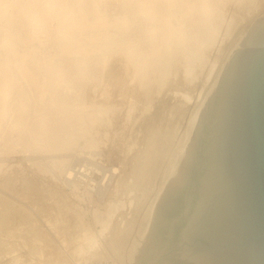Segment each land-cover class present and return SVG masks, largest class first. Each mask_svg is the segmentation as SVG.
I'll list each match as a JSON object with an SVG mask.
<instances>
[{"label":"bare ground","instance_id":"bare-ground-1","mask_svg":"<svg viewBox=\"0 0 264 264\" xmlns=\"http://www.w3.org/2000/svg\"><path fill=\"white\" fill-rule=\"evenodd\" d=\"M261 6L0 0V264H88L82 254L99 241L125 253L135 229L123 211L111 225L119 207L97 219L100 234L85 232L84 243L70 235L85 215L61 190L89 175L87 165L73 166L82 149L94 152L98 188L111 197L121 186L137 202L155 188L141 219L149 233L137 251L135 234L128 261L164 264L154 248L184 220L172 224L158 207L152 218L154 207L189 200L191 212L216 85Z\"/></svg>","mask_w":264,"mask_h":264},{"label":"water","instance_id":"water-1","mask_svg":"<svg viewBox=\"0 0 264 264\" xmlns=\"http://www.w3.org/2000/svg\"><path fill=\"white\" fill-rule=\"evenodd\" d=\"M214 92L191 212L164 264H264V21Z\"/></svg>","mask_w":264,"mask_h":264},{"label":"rangeland","instance_id":"rangeland-1","mask_svg":"<svg viewBox=\"0 0 264 264\" xmlns=\"http://www.w3.org/2000/svg\"><path fill=\"white\" fill-rule=\"evenodd\" d=\"M263 7L264 6H261L260 7V10L258 9V11H256L254 13V15H252V17H250V19H249V21L247 23L249 25V26H247V31H251L252 28H254V26L258 22L260 23L261 21H264V8ZM246 32H245V34H243L242 32H241L242 34L241 33L238 34L236 36V41L242 40V37L244 35H246V37L248 38V35H249L250 32L248 33V35H247ZM237 38H238V40H237ZM247 38L244 39L243 46H238V47H235L234 46L233 47V50L235 48H237V49H244V48H246V45L245 44L247 42L246 41ZM221 58H222V56H221ZM221 58L219 60H216L217 63L215 64V67H214L215 69L212 72V74L210 75V78L208 80H206L207 85L205 84V86H208V84H209V87H205L204 86L205 87L204 89L210 88V85L212 83V81H210V80L211 79L214 80L216 78L217 73H218V70H219V67L222 65L221 63L223 61H225V60L222 61V59L223 58L225 59L226 56L223 57L222 59ZM226 60L229 61V58H227ZM211 62L213 63L214 61L212 60ZM211 62H210V64L212 65ZM211 65H209L208 68H210ZM215 74H216V76H215ZM213 75L215 76V78H214ZM199 89H201V88H199ZM82 150H81L82 152L79 151V153H83V157H80L82 154H79L78 153V156L79 157H77V158H79V161H77V159H76L75 163L73 162L74 163L73 166H76V167L82 166L83 167V166H86L87 165V168H89L88 171L90 172L89 175L88 176H85L84 179H81L79 177H76L75 179H73V182L71 183V185L69 184L70 186H68V184H67V186H65L66 185L65 184L62 187V189L64 188V190H61L62 193H63V195H64V197H67L68 200H70L71 202H73L76 205H78L79 208L82 209V212H84V215H85V222H86V224L85 225L78 226L77 228H75L73 230V233H71L70 235L74 236L75 238H78L82 243H84L85 241H84V238H83L84 237L83 234L85 232H87L88 235H90V234L91 235H94V234L99 233L101 231V228H102L101 225L102 224H101V221H97V219L98 218L99 219H103V218L104 219H108L109 218V214H111V213H109V210H111L112 207L114 208V206L115 207H119L120 210L119 209H116L118 212L116 211L115 217H113V220L111 221V225L113 224V221H114V219H116V216L119 214V212L120 211H123V213L125 214V216L128 217V218H130L129 221H132L134 223L133 228L135 230H133L132 234H130L128 236V240H129L128 247L125 250V253H122V255L119 256V258L114 253V251L112 249L107 248L105 246H103V247L100 246L101 241H99V243H97L93 248L88 249L89 250L88 252L83 253L82 254L83 257L80 256V258L82 257L81 258L82 260H80V261H84V262H86L88 264L89 263L90 264H114V263H116V264H129V261H128V256L129 255L128 254H130V252L133 251V250L131 251V249H132V247L134 245L133 244V241H131V240L134 238V236L136 234V242H137L136 245H137V247L136 246L135 247L137 249L134 248V250L137 251L138 248H139L138 247V244L144 243L145 242L144 235L145 234L147 235L149 233L150 227H148L149 230L147 229L148 230L147 233H144L145 232V227L143 226V224L141 225V219L143 218V216L146 213L147 208H145V207H147L152 202V198H153V194H154L153 192L155 191V188H152V191L151 190H145L143 192V194L145 196H143V197L142 196H139V199L137 200V202H136V200L133 197V196H136L135 191L131 192L132 191L131 190L130 193H129V189H125L126 190L125 191L124 188H123V190H122L120 188L121 186L115 188V189H117V194H115L114 196L111 197V194L109 192L110 189L108 191V189H106V188H100V187L98 188V186H99V180L96 178L97 177V170L98 169L95 167L96 166V163H95V161L93 159V158H95L94 157L95 155L93 154L94 152L93 153H90L92 151L89 150V152H88V150H86V149H82ZM90 168H92V169H90ZM195 175L196 174L194 173V178H195ZM75 182H76V184H75ZM73 184H75L76 187H73L74 186ZM100 189H103V190H100ZM105 189H106V192H104ZM102 191H103V193H101ZM98 195H100V196H98ZM125 197L126 198L130 197V198L125 199ZM120 199H122V200H120ZM127 200H128V202H127ZM113 202H115V203H113ZM189 202L190 201L188 200V202L186 201V202L177 203L176 205H174L172 207V209H170V206H168V203H162V204L160 203L159 205H155L154 210H153V213H152V218L155 216L154 214L156 213V210H157V207H158L159 209H161L160 212L162 213V216H164L165 219H168V221L171 220V223L172 224H173L172 221H174V220H176L177 222H181L182 220H184L185 215H187L186 213L187 212L189 213V205H190ZM122 203H124L126 209H125V207H124V205ZM128 203H130L131 205L134 203L133 204V207L130 204H129L130 205L129 206ZM111 205H112V207H111ZM109 206L111 207L110 209H109ZM121 207L123 209H121ZM128 207H132V208L129 209ZM127 208H128V211L130 210L129 213L130 212H132V213H130V214L127 213L128 212L127 211ZM110 212H112V211H110ZM119 218H121V216H119ZM157 229H159L160 232L162 231L161 230V226H158ZM167 242H168V239H167V241H166V243L164 244L163 247H160L159 246V248H156V249L154 248V252H157V254H158L157 255L158 256V260L159 259L161 260V259L164 258V256H163V249H164L165 245L167 244ZM60 247H61V245H60ZM65 248L67 249L69 247L68 246H64V249ZM147 249L149 251H153L150 247H148ZM85 256H86V258L88 260L85 258ZM72 260L73 259L70 258V261L71 262H73ZM80 261H75V262L79 263Z\"/></svg>","mask_w":264,"mask_h":264}]
</instances>
